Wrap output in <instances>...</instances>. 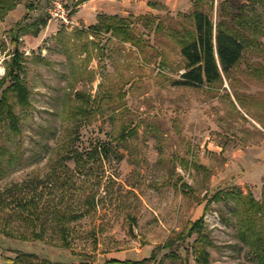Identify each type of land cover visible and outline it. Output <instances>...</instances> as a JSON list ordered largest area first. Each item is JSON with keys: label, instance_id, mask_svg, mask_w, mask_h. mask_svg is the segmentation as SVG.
I'll use <instances>...</instances> for the list:
<instances>
[{"label": "rangeland", "instance_id": "374dc122", "mask_svg": "<svg viewBox=\"0 0 264 264\" xmlns=\"http://www.w3.org/2000/svg\"><path fill=\"white\" fill-rule=\"evenodd\" d=\"M54 1L19 0L0 21V98L16 50L31 90V105L16 106L20 132L0 123V264H197L201 232L210 264H257L230 206L213 196L240 186L262 198L264 34H248L222 83L183 85L179 47L156 31L187 12L180 1H161L150 19L130 15L146 59L75 13L70 25L52 17ZM41 16L48 25L35 36L27 29Z\"/></svg>", "mask_w": 264, "mask_h": 264}, {"label": "trees", "instance_id": "16d2710c", "mask_svg": "<svg viewBox=\"0 0 264 264\" xmlns=\"http://www.w3.org/2000/svg\"><path fill=\"white\" fill-rule=\"evenodd\" d=\"M87 0H71L75 13L80 4ZM192 7L188 12H179L178 18L166 16L161 19L156 31H167L179 47L184 59V72L178 83L183 85H212L222 83L223 76L230 77L233 70L243 57L248 34H264V0H219L218 18L214 19L213 10L215 0H191ZM19 0H0V21L17 7ZM151 15V14H150ZM148 14L136 18L150 19ZM131 16L99 14L98 21L89 27L93 33H110L123 42H131L142 49L143 58L146 53L142 47V40L134 33L130 22ZM154 20V17L152 18ZM48 18L41 16L27 31L35 36L48 25ZM162 21V22H161ZM160 25V26H159ZM82 31H84L82 29ZM87 32V31H86ZM254 36V35H253ZM18 38L13 42L17 43ZM247 39V40H246ZM162 42V41H161ZM25 57L18 50L13 54L6 76L1 80L3 92L0 98V123H6L13 133H19L21 116L16 106L27 108L31 105V90L23 80L22 73L26 67ZM257 75H262L260 70ZM240 102L245 105L243 99ZM123 132L122 139L126 138ZM97 156L101 157L106 148H94ZM213 199L225 201L230 206L236 219L239 238L250 247L257 264H264V190L262 198L256 199L252 191L245 192L240 186L219 190ZM79 216H75L78 218ZM203 219L192 222L186 231L179 234L184 241L194 233V229L202 226ZM200 225V226H199ZM173 244L169 243L167 246ZM212 244L209 236L201 232L193 245L197 264H210L208 247ZM25 257H32V253H24ZM14 259L9 262L14 263ZM110 264H139L140 261L111 259ZM33 264V263H30ZM41 264H48L43 260Z\"/></svg>", "mask_w": 264, "mask_h": 264}, {"label": "crops", "instance_id": "0c3cea01", "mask_svg": "<svg viewBox=\"0 0 264 264\" xmlns=\"http://www.w3.org/2000/svg\"><path fill=\"white\" fill-rule=\"evenodd\" d=\"M161 1L166 2V0H87L79 5L75 12V17L95 24L98 21L99 14L128 17L133 13L141 16L154 13L159 8ZM178 1H180L179 4L182 6L181 11L188 12L191 9V0Z\"/></svg>", "mask_w": 264, "mask_h": 264}, {"label": "built area", "instance_id": "2783aa9c", "mask_svg": "<svg viewBox=\"0 0 264 264\" xmlns=\"http://www.w3.org/2000/svg\"><path fill=\"white\" fill-rule=\"evenodd\" d=\"M77 1V0H76ZM52 17H59L63 23L70 25L73 22L70 21L71 9H68L67 5L61 0H55L51 9Z\"/></svg>", "mask_w": 264, "mask_h": 264}]
</instances>
